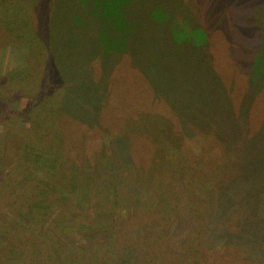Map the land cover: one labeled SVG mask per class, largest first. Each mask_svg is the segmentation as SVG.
<instances>
[{"label":"rangeland","instance_id":"1","mask_svg":"<svg viewBox=\"0 0 264 264\" xmlns=\"http://www.w3.org/2000/svg\"><path fill=\"white\" fill-rule=\"evenodd\" d=\"M64 1L65 12L130 18L104 33L90 28L89 13L48 29L35 0H0V12L31 11L51 54L49 72L42 62L23 74L24 32L0 22V144L13 153L0 167V240L23 241L22 250L1 243L0 264H264V0ZM203 73L233 97L208 118L191 101L189 82ZM136 83L189 100L136 104ZM44 92L59 98H40L48 99L34 116ZM166 106L167 120L140 113L165 115ZM109 114L115 134L96 135ZM28 146L31 168L16 172ZM169 154L182 170L165 178Z\"/></svg>","mask_w":264,"mask_h":264},{"label":"trees","instance_id":"2","mask_svg":"<svg viewBox=\"0 0 264 264\" xmlns=\"http://www.w3.org/2000/svg\"><path fill=\"white\" fill-rule=\"evenodd\" d=\"M35 1L38 2L39 4H41L40 7L44 8L47 11V12L45 11V13H47L46 14V20L48 21V23L46 21H44V22L49 24V27H46L48 29H52V23H54V22H52V20H54L56 22L54 24L59 25V27L61 29L62 24L66 23L65 20H67L69 22L71 20V18L74 17V20L79 21V20H82L83 15H85L86 13H89L91 16L90 28L92 30L101 31L102 33H104V32H106L107 28H116V29L120 30L122 28L121 23L130 18L129 12L121 13V12L111 11V10H106L103 12H99L96 10L78 11V12H70V13L65 12V11H62L63 0H58V4L54 3L55 0H35ZM22 2L24 3V0H22ZM66 2H67V0L64 1V3H66ZM66 16H67V19L65 18ZM0 19H1L0 22L3 25H5L6 27L9 26V22L7 21V19H8L12 24L16 25L18 28H20V30L22 32H24V33H22V39L24 41H21V42L25 43V44H27V46H29L30 58H29L28 62H26L25 65L22 67L24 69L23 74L32 73V70L37 69V66H39V64H41L42 62L44 64V69L49 72V66H48V62H47L51 58L50 50L48 48L49 40H46L44 38L42 30L40 33L38 32V30H36L35 21H34V19L31 18V11H30V13L28 12L27 14H25L22 11L21 6L19 5L14 10L10 9L8 12H6V11L0 12ZM2 20H4L5 22H3ZM107 20L110 22L109 24H107ZM44 25H46V24H44ZM44 25H41V29H42V26H44ZM15 30H17V29L12 28V31L14 32V34H17L15 32ZM129 31H130V35H131V32L133 31V29H130ZM13 32L10 33L11 36H13ZM17 35L19 36V34H17ZM96 42L94 41V43H96ZM149 47L150 46H148V48ZM147 54L151 58L156 59L155 53L153 52V47H152V52L147 53ZM212 64H214L213 61H212ZM216 64H218L217 61H216ZM237 64H238V60H237ZM30 65H35L36 67L30 68L29 67ZM56 65L57 64H54V66H56ZM235 68L238 69V67H235ZM18 73L22 74V72L20 70L18 71ZM203 74L204 75H200L202 80H193V82H189L193 85V87H195V90L197 91L196 93H198L197 96L192 97L191 101H192V104L199 105L202 110L206 109L207 113L204 112L205 114H203V115L199 114V116L208 118V116L209 117H210V115L212 116L214 108H222V107L232 106L233 105V97H232L231 91L228 90V88L226 86L223 87V83L221 82V78L218 75H216L215 77H208L207 74H205V73H203ZM114 77L115 76H112V78H114ZM152 80L153 79H150L149 81L152 83ZM116 85H117V81H115V80L113 81L112 79L109 81V89H108V94H106L107 97H106V102H105L108 106H113V104L116 102V100L114 102V99L116 97V95L114 94ZM219 85L222 87H217ZM211 86H212V89H210ZM136 87H137V92L134 94L128 95V100H132V101L136 102V104H142L143 102H145L146 105H151V104H156L158 102H161L163 104H170L171 105L174 102L181 101L183 103V105H185L184 101L186 102V100H189V98L186 96H184V99H183V96L180 95L179 93L175 92V91H171L169 93V97H167L166 95L164 96L163 91L151 90V89L145 87L144 83H136ZM212 92H213L212 97L209 100H207ZM160 93H162L161 96H160ZM41 94L42 95H39V98H37V101H36L37 106L35 107L34 116L40 113V109H43V105L40 104V102L46 101L52 95L54 98H59V95H57V92L56 93H49V94H46L44 92ZM43 96H46L48 98L45 99L44 101H41L40 98L43 99ZM97 96H98V94L93 93L90 96V99L93 100ZM191 101H190V104H191ZM205 102H207V103H205ZM166 109H167V112L165 115H163V112L165 110L164 111L146 110V111H141L140 113H141V115L145 114L144 116L146 117V116H150V115L154 116L158 112L159 117H163L164 119L167 120V118L169 117L168 113H170L172 111V107L166 106ZM110 114H113V113H110ZM110 114L108 115L109 118L107 116L108 119H106V120L102 119V117L100 118V122H104L105 124L100 125L101 123H99L95 127L96 128L95 129L96 135H102L105 132H109L110 134H115V131L113 130V128L110 127V123L113 120L114 116H112ZM206 114H207V117L205 116ZM178 138L181 139V134L178 135ZM174 139H177V138L174 136L171 139V140H173L171 142L172 145H175ZM1 142H2V140L0 139V143ZM10 142L12 144V140ZM124 142H127V140L125 138L121 139V141L119 143L123 144ZM28 151L20 154L22 156H25L24 158L17 157L16 167H15L16 172L21 168H24V169L29 168V167L31 168V164L29 162H31L32 154H34V148L28 146ZM80 151L84 152V149L80 148ZM11 154H13V153H11V146L4 147L3 145L0 144V167H1L2 161L7 160V158ZM157 154H161V152L157 151ZM169 155L174 156L173 154H169ZM145 160H146V158H145ZM168 160H169V167L168 168L166 167L165 170H163L161 167L160 175H165V178L166 177L172 178L176 174L179 175L181 173L182 169H178L179 161L177 160V157L172 158V159H168ZM32 167H33V165H32ZM14 173H15V171L13 172V174ZM0 174L3 175L4 170L0 169ZM9 174L11 175V172ZM13 178H14V181L18 185H21L22 182L19 178L18 179L15 177H13ZM6 181H7V179H6ZM156 182H157L158 186H160L161 180L159 178H156ZM174 202L176 205H178L176 200H174ZM161 203H162V205H159L158 208H162L165 205L167 206V201L165 199H163L161 201ZM38 216H39V214L37 215V217ZM41 216H44V211H42ZM37 217L35 216L36 220H37ZM33 220H34V218H32V221ZM152 220H151L152 224L150 226L151 230H149V233L152 232V227L156 228V226H157V223L155 222V220L154 219H152ZM14 238L18 239V237L15 234H14ZM59 238L60 237H58V240H59ZM248 238L249 239L251 238L250 233L248 235ZM1 239L2 240H0V245H1V243H7L8 245H17L18 250L23 249L22 238L19 242H16L14 240H10V236H8V239H4V238H1ZM0 249L2 250L1 246H0ZM21 252L22 253L20 254L19 258H21V256L24 254V252H27V251L23 250ZM60 252H61V256H62L63 251H60ZM95 255H97V251L95 252ZM147 255H148L147 253H144L142 260L148 262L149 260H147L145 257ZM58 257H60V256H58ZM144 261H142V262H144Z\"/></svg>","mask_w":264,"mask_h":264}]
</instances>
